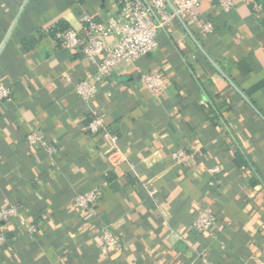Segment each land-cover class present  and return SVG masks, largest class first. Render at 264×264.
Wrapping results in <instances>:
<instances>
[{"label": "crops", "instance_id": "crops-1", "mask_svg": "<svg viewBox=\"0 0 264 264\" xmlns=\"http://www.w3.org/2000/svg\"><path fill=\"white\" fill-rule=\"evenodd\" d=\"M233 3L201 0L194 12L210 33L174 19L152 53L84 101L74 85L91 65L50 30H79L83 13L104 22L116 0H0V83L11 92L0 103V207H18L0 264H264V0ZM142 72L165 88L147 89ZM95 114L117 135L113 150L86 131ZM177 150L194 154L178 165ZM95 187L99 202L76 209ZM201 209L217 219L207 233L192 228ZM103 228L117 236L110 249Z\"/></svg>", "mask_w": 264, "mask_h": 264}, {"label": "built area", "instance_id": "built-area-1", "mask_svg": "<svg viewBox=\"0 0 264 264\" xmlns=\"http://www.w3.org/2000/svg\"><path fill=\"white\" fill-rule=\"evenodd\" d=\"M170 1L175 12L168 10L165 0H116L117 13L114 16L109 15L106 21H96L92 14L83 13L79 17L82 25L79 30L67 29L59 34L61 46L78 51L89 61L92 68L88 77L74 85L77 96L87 101L94 95L97 85H100L113 69L152 53L158 47L159 33L167 31L174 19L183 23L188 19L203 32L212 31L211 23L201 21L194 12V8L199 6L201 0ZM218 2L224 11L230 10L234 4L233 0ZM139 81L151 91L165 88L164 79L159 72H142ZM10 98V89L0 83V103L9 101ZM86 131L90 134H99L106 142L108 151L115 148L117 135L105 125L100 115L93 116L86 125ZM27 141L30 144H39L48 155L55 152V148L37 133L27 135ZM193 154L177 150L172 153V158L176 164L183 165ZM219 170V167L215 166L211 172ZM99 200L100 188L95 187L77 194L73 199V205L78 210L87 211ZM17 211L18 207L15 204L0 207V245L8 241L3 225L14 217ZM216 221L212 211L201 209L195 215L192 228L197 233H207L212 230ZM35 231L34 226L29 227V232ZM101 237L106 249L118 243L117 236L109 228L101 230Z\"/></svg>", "mask_w": 264, "mask_h": 264}, {"label": "trees", "instance_id": "trees-1", "mask_svg": "<svg viewBox=\"0 0 264 264\" xmlns=\"http://www.w3.org/2000/svg\"><path fill=\"white\" fill-rule=\"evenodd\" d=\"M66 26L63 25L61 22H58L51 30H50V35L54 36L57 32H63L66 30ZM4 227V225H3ZM6 237L7 239L8 238V235L6 234Z\"/></svg>", "mask_w": 264, "mask_h": 264}, {"label": "water", "instance_id": "water-1", "mask_svg": "<svg viewBox=\"0 0 264 264\" xmlns=\"http://www.w3.org/2000/svg\"><path fill=\"white\" fill-rule=\"evenodd\" d=\"M166 1V3H167V5H168V7L171 9V11H173V12H175V8H174V6L172 5V3H171V1L170 0H165ZM182 24L184 25V23L182 22ZM184 27L186 28V26L184 25ZM187 29V28H186ZM188 31V30H187ZM189 32V31H188ZM190 34V33H189ZM214 66L218 69V67L214 64ZM234 87V86H233ZM235 88V87H234ZM235 90H236V88H235ZM241 94V93H240ZM241 96L244 98V99H246L245 98V96L243 95V94H241Z\"/></svg>", "mask_w": 264, "mask_h": 264}]
</instances>
